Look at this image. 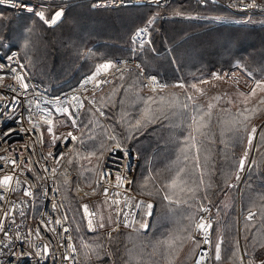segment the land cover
<instances>
[{"label":"snow or ice","instance_id":"6c2138e0","mask_svg":"<svg viewBox=\"0 0 264 264\" xmlns=\"http://www.w3.org/2000/svg\"><path fill=\"white\" fill-rule=\"evenodd\" d=\"M19 8L26 10L35 18H38L40 22L48 27H53L62 21L65 14V8L62 3H58L57 0H40L39 3L25 2V0H19ZM100 4L93 3L92 7H100ZM247 7H259L253 0L251 5H243ZM156 17H150L144 27L136 29L131 35V53L133 55L136 52L143 51L146 44H151V33L149 29L155 23ZM149 37L145 40L143 37ZM137 41H139V47L137 48ZM29 41H25L23 47L27 49ZM15 53L7 55V60L11 62L14 59ZM6 66L0 64V69H4ZM23 67V65H20ZM141 68L140 64L132 65L127 60H121L117 65L111 60L99 63L95 66V70L87 75L80 84V89L88 91L86 85L93 84L92 96L81 98L77 94H72L68 100V106H64V102H61L59 98H56V112L67 117V120L71 122V127H77L76 113L70 111V108L75 107L77 112L85 108V100L92 106V111L95 116L106 117V113L103 111L105 107L115 108L117 103L120 105V112L116 117V124H118L123 130L124 134L121 136L115 131V125L105 126L100 124L99 119L95 122L96 127H101L106 139H101L97 145L93 146L92 150H88L86 155L81 156L79 150L74 146L69 149L68 153H59L61 157L68 156L67 164L72 165L75 156L79 159H86L91 163L93 157L96 158V164L84 171L91 173L88 177H83V171L80 172V177H83L84 183L89 191H84L80 184L77 183L76 191L79 193L83 191L84 196H95L102 194L104 197L103 207L97 205L96 210H91L89 204H82L83 217L87 220V228L95 231L99 229H108L106 233L109 240L113 239L112 233L118 232L121 225L125 228H131L134 232H140L141 229H147L148 224L143 219L144 216H151L152 209L154 207L151 201L145 202L144 200H136L135 196L127 195L128 189L124 186L129 184L130 181L123 174H117L115 183L109 178L104 171L103 157L105 153H110L115 149H122L125 156L128 155V150L125 147L126 141H131L147 131L149 126L154 125L163 120H168L170 126L180 129L179 134L176 136L177 143V158L173 162V166L166 168L163 172L168 173L164 175L162 172H157L156 175H150L145 178L143 184L140 185L141 196L147 195L149 197L154 194L163 193L162 199L168 202V207L172 204L186 203L188 206L195 207L196 211L189 213L187 219L188 224L184 225L177 232L170 233L168 237L162 241H158L151 245L152 253L149 254L146 260L142 255L143 250L149 245L141 242L140 251L136 250V245L133 248L128 249L129 264L133 260L136 264H157L156 261L151 259L152 256L159 254L162 264H176L181 252L183 251L185 244L191 242L192 247L189 249L187 258L191 259L192 264H208L209 252L200 250L197 253V249H200L201 244L209 245L211 247L212 240L210 230L213 227L211 217L200 215L199 213H208L210 209L205 206L203 201L211 203L209 198L210 190L213 187L212 183V164L210 145L216 142L215 131L213 127V116H216V125L220 130L219 143L224 145L225 149L229 146L240 145L243 147L242 155L239 157L235 166L230 169L231 175L226 174L225 184L228 187L233 185L230 183L232 176L234 175L235 181L241 180V173L245 171L246 162L249 160L250 152L255 147L258 151L261 147V143L254 144V140L259 138L260 142H264V122L260 125L253 123L256 116L264 113V78H253L252 83L248 85V90L244 91L239 88V81L234 80L232 83L235 85L233 92L230 94L225 91L222 93H216L209 95L204 87L201 85H207L210 82L208 80H199L197 83L190 85L180 82L178 84L169 85L166 83H159L155 76L148 77V83L142 84L141 76L142 70L136 71ZM115 70L112 72L111 70ZM8 71L12 74V79L17 83L19 89L27 91L29 84L26 82L25 76L18 72L16 68L8 67ZM119 73V79L121 84L112 88L111 92L106 96H101L99 101L95 96L97 90H101L102 85L112 84L113 81L108 79L109 76H115ZM128 76L131 80L125 87V76ZM235 75V74H233ZM252 76V73H248ZM212 80L223 81L227 73L221 76L218 73L213 72L211 74ZM5 76L0 75V87L4 85ZM227 82V81H225ZM12 91L16 92L17 89L12 85H7ZM147 87L152 95H141L142 89ZM169 87L179 88L184 90L183 94L171 92L168 93ZM212 87H216L215 84ZM189 89L194 91H189ZM123 90V96L117 100L120 91ZM183 95V99L181 98ZM201 97L205 98L201 102ZM0 99H4L0 96ZM15 102V97L12 98ZM221 101L224 104L221 105ZM31 101L29 104L31 105ZM39 100L36 101V107L39 108ZM99 104V106H97ZM44 112V115L40 116V120L47 125V132L50 135V145L55 147L57 140L61 139V136L65 140L71 138V141H79L81 146L84 145L83 139L75 135L72 131H68L66 134L61 133L57 135V126H64L65 121H57L52 118L51 112L40 109ZM28 123L31 128L21 127L19 130L27 132L32 129L39 131V123L33 120V112L31 107L28 109ZM93 123L92 121L89 122ZM11 131V130H9ZM5 132L4 135H8ZM83 135V134H82ZM90 140L96 141L98 137L96 135H89ZM43 143V135L39 138ZM49 157L53 158L56 165H60V160L56 159L54 153L49 151L47 156L44 157L47 160ZM0 161H3L5 168L13 165L12 169L5 171L0 175V191L7 194L9 192H15L20 189L21 179L15 175V169L19 168L21 164L28 171H32V160L29 158L25 162L23 156H21L19 163L17 159L12 156H0ZM251 164L256 165L257 160L251 159ZM125 167H127L125 165ZM47 172V167L44 168ZM251 169H249V172ZM51 175L53 178L57 175V167L51 169ZM64 177L63 183L67 186L70 184L69 173L65 169L60 173ZM207 176V180H205ZM39 178V177H38ZM159 178V186L155 184V181ZM153 182V188L149 190V182ZM24 182H27L25 179ZM32 185L29 184L28 189H24L25 196H34L35 193L31 191ZM110 189L113 191L110 192ZM58 190V189H57ZM123 192V194H122ZM7 195H0V200L7 201ZM191 202V203H190ZM16 205L9 202L8 207L4 208L0 206V233L3 234L5 240H0V255H10L17 257V264H22L19 260L20 257L31 256L35 264H42V261L49 256L53 257L55 262V255L51 249L50 243L36 244L31 240L32 232L29 231L27 235L22 236L20 231L15 232L16 241H25L27 249L23 246L21 251L15 252L11 248L15 247L13 236L6 228V220L11 218V222L15 223V218L12 216ZM55 207V206H54ZM124 208L129 211H124ZM105 209L108 214L105 215ZM139 210V211H137ZM115 213V216H113ZM23 216L24 213L21 212ZM137 215L141 218L137 220ZM66 220L67 217H63ZM62 219H56L55 224L61 225ZM261 222L262 227L257 229L253 239L259 238L260 243L254 246L253 251L250 253L247 247L242 249L240 240V228H237V234L232 238L230 244L231 256L233 264H264V251L257 254V249H264V195H261L258 200L256 198H250L249 206L246 210L243 220V230L246 233H250L253 228L256 227V220ZM48 223H51L49 221ZM239 223V222H238ZM139 224V228L136 225ZM79 227V226H78ZM52 233H56V228H51ZM68 228H64V232L67 233ZM41 229L36 228L35 234L38 239L44 238L40 235ZM197 235L202 236V240H197ZM244 241L247 243L248 236H243ZM67 241H72V237L69 235ZM225 243L224 233L221 231L217 237L215 243V261H221L222 246ZM66 250H70V253L80 255L81 253L88 257L90 253H95L97 256L111 255V253L103 248V245L90 244L81 240L80 249L74 243L66 242L64 244ZM9 249L8 253H4L3 249ZM28 249H35L29 251ZM99 250V251H98ZM63 260H76L77 256L61 253ZM8 264H12V261H8Z\"/></svg>","mask_w":264,"mask_h":264},{"label":"rangeland","instance_id":"374dc122","mask_svg":"<svg viewBox=\"0 0 264 264\" xmlns=\"http://www.w3.org/2000/svg\"><path fill=\"white\" fill-rule=\"evenodd\" d=\"M261 1L264 3L263 0ZM165 7H152V8L149 7L141 10H121V11L107 10L106 12L108 13H118L121 16L92 17L91 16L92 10L89 9L90 8L89 2L78 1V2H74L73 5L71 6L67 5L64 7L65 14L64 17L62 18V21L58 22V24L53 27H48L44 25L42 22L38 20V18H35L32 15L23 16V17H14L12 14L10 15L8 12L0 10V48L16 49L19 53L21 61L23 62L24 66L27 68L29 73L33 77L34 75L32 74V71L37 75V78L35 77L36 80L40 81L46 88L58 89V88L66 87L74 82H77L82 76L90 75L95 70V66L97 64L103 63L108 60L112 61L114 58L117 57L135 58L141 64L139 54L143 51H148L150 47H152L153 51L156 49L153 45V41H154L153 38H155V36H158V34H156V29H158V25L161 20L166 21L164 22L166 24V27L168 28L167 31L165 32L167 34H173L174 32L179 34V31H182L183 29L185 30L186 28H190V26H185V25L179 27L178 25L171 24L169 26L167 21L171 20L172 17L171 16L166 17L168 15H172L173 18H177V19H189V20H198V21L206 22L207 24H209L208 26H212L211 24H220V25L233 24L236 26H241V25H249V24H259L264 22V17L263 18L252 17L249 18L247 21H244L243 19L240 18H235L231 13H229L225 9L210 3L205 5H195L192 2H190V0H177L175 3L167 6L166 8ZM87 10L89 12H87ZM153 16L156 17L155 23L149 29L151 33L150 38L152 43L147 44L143 51L138 50L136 54L133 55L131 53L132 44L130 40L132 33L136 29L140 27H144L148 19ZM230 28H231L230 26L227 27L226 31H229L231 37L239 36V35H233V33L230 31ZM235 28H239V27H235ZM126 32L129 34V36L126 34V39H124L122 42L121 41L117 42V43H123V45H125L123 46V48L105 47L102 48L104 51H97L98 48L97 44L107 45L110 40H115L121 34ZM238 39L239 38H236V40ZM26 40L29 41V46L27 49L23 47L24 42ZM256 42L261 43L262 40ZM159 45L160 42L157 41L156 47H158ZM176 45L178 44H175V46ZM162 47L166 48L167 51H169V49L172 48L171 45L169 46L167 39L163 42ZM157 61L156 63H159ZM242 71L243 72H241V68L238 65L233 70L217 71L215 73H218L221 76H224V74L227 73V76H225L224 80L212 81L211 80L212 76H209L208 78H205L203 80H208L210 83L207 85H201V87H204L206 91L209 93V95H214L216 93H222L225 91L231 94L235 88V85L232 83V81L238 80L239 88L241 90L247 91L248 85L252 83L253 79L249 77L247 72H245L244 70ZM147 75H153L157 77L159 80H162L157 75L151 73H147ZM117 77H119V75L113 77L112 81L117 79ZM141 82L143 83L142 78H141ZM180 82L182 81L180 80ZM180 82H175L174 84H178ZM186 84L190 85L191 83H186ZM213 84H215L216 87H212ZM110 86L111 84H108L107 87H105V89L96 96L98 101L100 97L103 96L104 91L109 90ZM172 89H176V92L181 94H183L184 91L182 89L172 88V87H169L167 91ZM144 90L147 94L152 95V93L149 90H147L146 87H144ZM189 91H194V90L189 89ZM204 99L205 98L201 97V102H203ZM223 104L224 101H221V105ZM91 108L92 106H89L86 103L85 108L82 110V112L79 114V117L77 118L76 128L71 127V122L68 121L67 117L64 115H56L53 117L54 120L65 121L64 126L58 125L57 128L55 129L58 136L61 135V133L66 134L68 131H72L75 135L83 139L84 143L87 146V150H85V148L81 146L79 141H77V143L73 145V147L75 146L79 150L81 156L86 155V152L89 150L91 146L90 145L91 141L98 145L101 139H106L102 131V128L95 126V122L99 118L97 115L95 116L93 115L92 111H90ZM82 117H83V121L84 119H86L87 121L86 124L83 121L81 122ZM90 121H92L93 123L90 124L89 123ZM263 121H264V113H261L260 115L254 118L253 123H255L256 125H260ZM99 122L102 125L109 126L106 122V119L104 121L99 119ZM87 125L92 126V128H87ZM213 127H214V131L216 132L215 134L216 142L210 145L211 159L214 158L215 160L216 158L215 150L216 148L220 147L221 148L220 150H222L223 153L222 157L225 160L229 161V163L230 162L235 163L234 161L237 162L239 157L242 155L243 147L240 145H236L234 147L230 145L228 149H225L224 145L219 143L220 130L219 127L216 125V116H213ZM170 132L172 133L169 135L166 133L162 137L164 138L163 145H165V147H169L172 146L173 143L174 144L173 148L176 149L177 148L176 136L179 134L180 129L173 127ZM90 134L96 135L97 137H99V139H97L96 141L88 140ZM62 137L63 136H61V138ZM50 139L51 138L47 132V125H46L45 144L47 147L51 146ZM256 143H261V147L259 151L254 147L250 152L249 160L246 162V167L248 166L249 162H250V166L247 170L245 178L242 183L241 180L239 182L236 181L235 183L236 196L238 195L239 192L237 190L241 189L240 187L243 185L247 177L249 179L247 184L248 187L250 188L254 187L255 190L264 187V184L261 185V183H264V142H260L259 138L257 137V139L254 140V144ZM136 146L137 147L136 148L134 147L133 149L130 147L129 150L135 154L137 153V150L143 152V154L147 153L148 149L146 148V146H142L141 143H138ZM92 149L93 147H91V150ZM167 150H164L162 152L166 153ZM173 152H174V159L176 161L177 151L173 150ZM235 156H237L236 159L234 158ZM72 159L81 162L83 168L80 170L83 171V173L89 174L88 176H90L91 173L88 171H84V169L93 167L97 162L95 157L92 158L91 163H89V161L86 159L78 160L75 156H73ZM147 159H148L147 161H143L144 164L138 173V178L136 177L137 179H134L133 182V189L138 196H139V192L137 189H140V185L142 184L141 181L144 183L145 178L150 176V170H152V167L150 168L151 160L148 157ZM251 159H256L257 164L252 165ZM69 167L75 173V175L69 178L70 184L67 186L63 183L64 179H62L60 181L61 182L60 189H61L62 197L68 209L69 218L71 217L70 223L72 229L73 243L77 246L78 249H80L81 240L90 244L103 245V248L111 253V255H103V253H101L100 256H97L95 253H90L88 257H85L81 253L80 255L77 256L78 261L82 264H120L123 261V259L121 260V257L123 258L125 257L124 259H126L127 264H129L128 249L131 248L123 247V244L124 243H127V245L131 244L132 240L141 238L140 236L143 235L142 233L146 231L148 232L151 231V229H149L150 227L149 225L151 220L150 217L152 215L143 217V219L148 224L147 229H141L140 232H134L133 229L125 228L123 227V225H121L118 232L112 233L113 239L111 240H109L106 235V233L108 232L107 228L99 229L95 231L89 230L87 228V220L83 217V208L81 207V205L87 203L89 204L91 210H96L97 205L103 207L104 199L99 198L98 195L84 196L83 191L78 193L76 191L77 183L80 184V187L84 191H89L83 179V177H88V176H85L83 174V177H80L81 171L79 169H76L75 167H73V165L72 166L69 165ZM230 169L226 171L224 176H226V174L231 175ZM249 169H251L250 172ZM244 173L245 171L241 173V178L244 175ZM213 174L214 173H212V176ZM232 178H234V175L232 176ZM152 188L153 185L149 183V189L151 190ZM158 195L159 197H162L163 193L154 194L153 196L157 197ZM140 199L144 200L142 197H140ZM224 199L225 196L222 200L223 203L221 202L222 207L220 208V210L217 209L218 206H216L217 204H219V201L217 202L216 200H212L210 198L211 200L210 205L208 204L209 203L208 201H203L205 206L209 205L211 207L213 216L215 218L212 229L213 264H233L232 260L229 259V257L231 256L230 244L232 238L237 234V228L239 227L241 231V227H242L241 223L242 222L244 223V220L239 215V212H237V215L235 217L234 226H232L229 223V220H231V218H229L227 214L229 213L228 211L230 208L231 201L229 195L226 196L225 200ZM151 201L153 200L151 199ZM163 203L167 215L163 217L162 222L171 224L169 234L173 232H177L184 225L188 224L189 221L187 217L189 213L196 211L195 207L190 208L189 206H186L187 204L183 206H174V204H172L171 207H168L167 201H164ZM214 203L216 205H214ZM107 214L108 211L107 209H105V215ZM220 218H223L222 220H225V223L220 222L219 221ZM178 222H181V224L179 225ZM255 223H256V227L253 228L250 233H246L243 230V236L247 235L248 238H250V240L247 241V243L244 241V239H243V243L240 240L242 249L244 247H247L250 253L253 251L254 246L260 243L259 238L254 240L253 236L257 231V229L260 227L261 222L257 219ZM136 227L139 228V224H137ZM232 229H234V231H232ZM155 230L157 232L159 231L157 230V226H155ZM221 231L224 233L225 243L222 246L221 261L216 262L214 258L215 243ZM166 238H160V239L164 240ZM119 239L121 240L118 241ZM191 247L192 244L190 241L185 244V247L181 252L178 260L176 261V264L190 263L191 259L187 258V254ZM256 251L257 254H259V252L264 251V249H257ZM118 253H121V256L119 257V261L115 257V255L118 256Z\"/></svg>","mask_w":264,"mask_h":264},{"label":"built area","instance_id":"2783aa9c","mask_svg":"<svg viewBox=\"0 0 264 264\" xmlns=\"http://www.w3.org/2000/svg\"><path fill=\"white\" fill-rule=\"evenodd\" d=\"M78 1H88L90 7L93 9L119 10L123 8L165 7L175 0H57V2L62 3L64 7ZM25 2L35 4L39 3L40 0H25ZM94 2L100 4L101 6L92 7ZM190 2L195 5H205L210 3L219 6L231 13L233 17L243 19L244 21H247L252 17H264V3L261 0H255V3L260 5L255 8H245L243 6L245 4L251 5L253 0H190ZM18 3L19 0H0V9L9 11L14 17L31 16V14L26 10L19 8L18 6H14L18 5ZM143 38L147 40L149 37L144 36ZM137 47H139V41H137ZM13 53H15L14 59L9 62L6 57L7 55H12ZM121 60H127L130 65H132L133 62L135 64H140L137 59L128 57H117L112 61L119 65ZM0 64L6 66L4 69H0V75L5 76V87H0V96L4 97V99H0V156H12L17 159L18 163L21 156H23L25 162H27L29 158L33 162L32 171L25 169L23 164H21L19 168L15 169V175L22 181L19 190L9 192L7 194L0 191V195H7L8 197L7 201L0 200V206L7 208L9 202L16 205L14 211L12 212V216L15 218V223L13 224L11 222V218L6 220V228L13 236L15 244V247H12L11 250L19 252L21 251L22 246L27 249L25 241L15 240V232L17 230L20 231L22 236L27 235L29 231H31V240L33 242L36 244L50 243L51 249L54 252L55 262L53 261V257L49 256L47 259L42 261V264H81L77 258L75 261L72 259L63 260L61 256V253L77 256L75 253H70V250H66L64 247L66 242L73 243V237L70 219L66 211L59 186L60 180L64 179L60 173H62L65 169H67L69 173V178L75 175L67 164L68 156L65 155L64 157H61L59 155L61 152L67 154L69 149L73 147L74 143L71 141V138L65 140L62 137L56 142L55 147H47L45 144L46 124L40 120V116L44 115V112H41L40 109L51 112L52 118L56 115H61L55 110L56 98H59L61 102H64V106H68L67 100L74 93L79 95L81 98H90L92 96L93 84L89 83L86 85L88 91L81 90L80 84L86 77L82 76L75 84L57 92H50L40 81L30 75L29 71L21 61L18 51L13 48H0ZM20 65H23V67H20ZM140 66L141 68L136 71L142 70L143 75L141 78L143 79V84H147L148 77L153 75H147L146 70L141 64ZM8 67L16 68L18 72L25 76L26 82L29 84V88L26 92L19 89L17 83L12 79V74L8 71ZM111 71L115 72L114 69ZM116 75H119V73H116L115 76ZM108 79L112 80L113 76H109ZM156 79L159 83H166L165 81L159 80L157 77ZM7 85H12L17 89V91L12 92ZM107 85L108 84L101 86L102 91L105 87H107ZM146 89L149 90L147 87ZM102 91L97 90L95 92V96L100 94ZM13 97H15V102L12 100ZM37 100L40 102L39 108L36 107ZM29 101L32 102L31 105L29 104ZM86 103L88 104L87 100H85V105ZM29 107H31L33 112V120L39 123V131L32 129L27 132H22L19 130L21 127L31 128V125L28 123ZM82 110L77 112L75 107L70 108V111L77 114L76 118L79 117ZM96 115L98 116V114ZM98 118L104 121L107 118V114L106 117ZM5 132H8L9 134L4 135ZM41 135H43V143L39 140ZM76 143L77 142H75V144ZM127 150V156L123 154L122 149H115L110 153L106 152L103 158L104 171L113 183H115L117 174L125 175L130 181L129 184L124 186L128 189L127 195L135 196L136 200L139 201L141 199L133 189V182L139 165V160L135 153L130 151L128 148ZM49 151H52L56 159L60 160L59 166L54 163L52 157H49L47 160L44 159ZM125 165L127 167H125ZM13 167V165L9 164L7 168H5L3 161H0V175L4 174L5 171H8ZM45 167L48 169L47 172L44 171ZM53 167H57V175L55 178L51 175V169ZM25 179L27 182H24ZM29 184L32 185L31 191L35 193L34 196L24 195V189H28ZM111 191H113V189H110V192ZM98 197L104 199L102 194H98ZM206 207H208L210 211L208 213L199 214L211 217L214 224L215 218L213 216L212 209L209 205H206ZM124 211H129V209L124 208ZM21 212L24 213L23 216L21 215ZM65 216L67 219L63 220L62 218ZM113 216H115V213H113ZM136 218L139 220L141 217L137 215ZM56 219H62V224H55ZM49 221H51V223H48ZM36 228L41 229L40 235L44 238L43 240L37 238L35 234ZM51 228H56L57 232L55 234L52 233L50 231ZM64 228H68L69 231L65 233ZM212 229L210 230L211 240ZM69 235L72 237V241H67V237ZM0 240H4L5 243H8V241L4 239L2 233H0ZM197 240H202V236L197 235ZM0 247H2V245H0ZM201 249L209 252L208 264H212V245L210 247L209 245L201 244L200 249H197V253H199ZM28 250L34 251L35 249ZM3 251L4 253H8L9 249L5 248ZM9 260L12 261V264H17L18 258L10 255H0V264H8ZM19 260L22 261V264H35L31 256L20 257ZM189 264H192V261H190Z\"/></svg>","mask_w":264,"mask_h":264},{"label":"trees","instance_id":"16d2710c","mask_svg":"<svg viewBox=\"0 0 264 264\" xmlns=\"http://www.w3.org/2000/svg\"><path fill=\"white\" fill-rule=\"evenodd\" d=\"M177 0L171 2L169 5L175 3ZM264 1V0H263ZM72 4H69L68 6H71ZM167 5V6H169ZM166 6V7H167ZM165 7V8H166ZM149 7H142V8H123L119 10H111V9H93L92 10V17H120L121 15L118 13H108L107 10L111 11H121V10H141ZM152 8V7H151ZM2 11H6L3 9H0ZM8 12L10 15L11 13ZM87 12H89L87 10ZM171 16V20L167 21L169 26L171 24L178 25L181 27L182 25L190 26V28L183 29L182 31H179V34L174 32L173 34H167L165 33L167 31V27L165 24V20H161L158 29H156V34L158 36H155L153 38V45L156 48L154 51L152 50V47L149 48L148 51H143L139 54L140 62L147 71V73H151L154 75H157L160 77L163 81H165L167 84L172 85L175 82H180V80L184 83H197L199 80H203L205 78H208L211 76L213 72L217 71H225V70H233L238 66L242 70L248 73H252L251 79H261L264 78V22L259 24H249V25H241L236 26L233 24H211L212 26H208L206 22L198 21V20H189V19H177L173 18L172 15H168L166 17ZM23 17V16H20ZM180 20V21H178ZM165 21V22H164ZM168 26V27H169ZM231 27L230 31L233 33V35H239L237 37H231L229 31L227 30V27ZM239 27V28H235ZM226 28V29H225ZM261 33H260V32ZM126 34L129 36V34L123 33L115 40H110L107 45H98L97 44V51H104L102 48L105 47H118L123 48V43H117L122 42L124 39H126ZM175 35V36H173ZM173 36V37H170ZM236 38H239L236 40ZM168 40L169 46L171 45L172 48L167 51L166 48H163V42L165 40ZM262 40L261 43H257L256 41ZM157 41L160 42V45L156 47ZM125 44V43H124ZM175 44H178L175 46ZM166 51V52H165ZM158 56V57H157ZM160 60V61H157ZM159 62V63H156ZM32 74L34 75L33 78H37V75L32 71ZM35 78V79H36ZM212 80V79H211ZM214 81V80H212ZM131 80L126 75L125 76V87L128 83H130ZM76 82L66 86L69 87ZM121 84V81L119 77L113 81L111 84L109 90L104 91L103 96H106L109 94L112 90V88L116 85ZM143 84V83H142ZM63 88L58 89H50L47 88L50 92H57ZM168 93L176 92V89H172L167 91ZM178 93V92H176ZM141 95L147 96V94L142 89ZM123 96V90L120 91L117 97H115L117 100L119 97ZM181 98L183 99V96L181 95ZM107 114L106 122L110 125H115V131L119 133L121 136L124 134V130L116 124V117L118 116L120 112V105L117 103L115 108L111 107H105L103 108ZM83 121V117L81 119V122ZM86 124V119L83 121ZM87 128H92V126L87 125ZM172 126H170L168 120H163L161 122H158L154 125L149 126L146 132L137 135V137L131 141L125 142V147L128 149L131 147L132 149L137 147L136 145L138 143H141L142 146H146L147 153L143 154V152L137 150V157L139 160V165L136 171L135 179L138 178V173L143 166L144 162L147 161V157L151 160V166L152 170H150V175H156L157 172H162L164 175H167L168 173L163 172L164 169L172 167L174 159V151H177V148L174 149V144L172 143V146L165 147L163 145L162 138L166 133L169 135L172 132ZM216 134V132H215ZM99 139V137H98ZM88 140H90L88 138ZM87 142V141H85ZM89 150H91V147L94 145H97L96 143L91 141ZM98 146V145H97ZM83 147L85 150H87V146L84 143ZM168 149V150H167ZM221 148H216L215 155L216 158L212 159V183L213 187L210 190L209 198L212 200L219 201V204H215L218 206L217 209L220 210L222 207V200L225 196L229 195L230 197V208L229 213L227 214L231 220H229V223L234 226L235 223V217L237 215V212H239V215L244 217L246 214V210L249 206V200L250 198H258L261 195H264V187H261V189L255 190L254 187H248V177L244 181L243 185L240 187V190L238 192V195L236 196L235 191V178H232L230 183L233 185L232 187H228L225 184L226 176L225 173L230 168H233L236 164V161L230 162L225 160L222 156V150ZM164 150H167L166 153L162 152ZM235 159L237 156L234 157ZM146 159V160H145ZM73 167L76 169H82L83 165L81 162L77 160H73ZM71 165V166H72ZM81 171V170H80ZM152 173V174H151ZM85 176H88L89 174L83 173ZM137 177V178H136ZM207 176H205V180H207ZM61 181V180H60ZM61 183V182H60ZM59 183V186H60ZM136 183V182H135ZM143 184V182L141 181ZM153 185V182L150 181ZM160 180L159 178L155 181V184L159 186ZM264 183H261L263 185ZM149 188V184H148ZM61 190V189H60ZM138 192H140V189H137ZM150 190V189H149ZM221 194V195H219ZM145 201H151L154 205L152 209V216L150 217V227L151 231H146L142 233L141 238L132 240L131 244L124 243L123 247H129L133 248V245H136V250L140 251V244L141 242H144L145 244L149 245L146 247L142 255L147 260L149 257V254L152 253L151 245L155 244L158 241H162L160 238H166L169 234V230L171 228L170 223H163L162 219L164 216L167 215V212L165 211V207L163 206L162 197H159V195L149 197L147 195L141 196ZM219 196V197H218ZM150 198V199H148ZM228 198V197H227ZM224 199V200H225ZM64 201V199H63ZM222 202V203H221ZM191 203V202H190ZM65 204V201H64ZM210 205V203H208ZM186 205V203H180L175 204L174 206H183ZM188 206V204L186 205ZM212 206V205H211ZM66 207V204H65ZM66 211L68 213V209L66 207ZM186 211V210H185ZM184 215V214H183ZM69 216V213H68ZM71 219V217L69 218ZM223 218H220L219 221L225 223V220H222ZM177 224V223H176ZM180 225L181 222H178ZM177 224V225H178ZM241 242L243 243V222L241 223ZM176 225V226H177ZM155 226H157L158 232L155 230ZM260 227H262L260 223ZM259 227V228H260ZM234 231V229H232ZM257 232V231H256ZM255 232V234H256ZM213 235V233H212ZM119 239L118 241H120ZM250 238H248V241ZM213 244V240H212ZM213 246V245H212ZM213 252V251H212ZM121 256V253H118V256L115 255L116 259L119 261V257ZM125 258V257H124ZM121 257V260L123 261L120 264H127L126 259ZM151 259L153 261H156L157 264H162L161 258L159 254L152 256ZM82 264V263H81ZM131 264H136V261L133 260ZM213 264V262H212Z\"/></svg>","mask_w":264,"mask_h":264},{"label":"water","instance_id":"95a60500","mask_svg":"<svg viewBox=\"0 0 264 264\" xmlns=\"http://www.w3.org/2000/svg\"><path fill=\"white\" fill-rule=\"evenodd\" d=\"M263 122H264V121H263ZM249 166H250V162H249L248 166L246 167V170H245L244 175H243L242 178H241V183L243 182V180H244V178H245V175H246V173H247V170H248ZM239 187H240V186H239Z\"/></svg>","mask_w":264,"mask_h":264}]
</instances>
